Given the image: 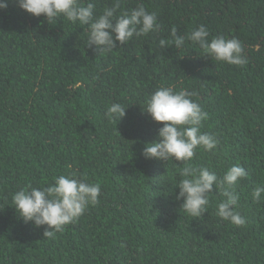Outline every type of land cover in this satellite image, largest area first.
Returning <instances> with one entry per match:
<instances>
[{"label": "trees", "instance_id": "trees-1", "mask_svg": "<svg viewBox=\"0 0 264 264\" xmlns=\"http://www.w3.org/2000/svg\"><path fill=\"white\" fill-rule=\"evenodd\" d=\"M96 3L98 15L112 0ZM137 4L156 12L159 31L101 54L87 26L48 23L16 0L0 10V264H264V198H252L264 184V0H123L121 10ZM201 24L209 40L239 39L247 63L215 61L190 40L159 46L173 27L186 36ZM161 85L195 93L209 114L201 130L220 141L190 164L248 171L236 186L245 225L216 214L215 186L208 212L190 216L176 199L183 162L143 155L163 126L143 109ZM114 102L127 114L110 122ZM70 173L101 185L99 203L46 238L12 196Z\"/></svg>", "mask_w": 264, "mask_h": 264}, {"label": "clouds", "instance_id": "clouds-1", "mask_svg": "<svg viewBox=\"0 0 264 264\" xmlns=\"http://www.w3.org/2000/svg\"><path fill=\"white\" fill-rule=\"evenodd\" d=\"M16 3L29 14L45 16L48 23L63 17L74 25L87 26V45L95 46L100 54L116 49L117 41L124 45L134 37H146L160 29L156 12H149L143 4L122 11L123 0H112L111 6L104 7L98 15L96 0H16ZM7 7L8 0H0V10ZM209 36L210 31L204 24L186 36L179 35L173 27L171 38L160 39L159 46L175 45L180 49L190 40L215 61L237 66L247 63L244 45L239 39L216 36L209 40ZM194 95L185 89L177 91L161 85L147 98L143 109L163 126L158 130V139L146 144L143 155L147 159L183 162L184 166L178 168L181 179L176 185L179 188L176 199L183 200L181 208L190 216L200 218L208 212L209 195L215 186L224 197L216 214L236 226H243L247 220L238 211L240 195L236 186L248 176V171L236 164L220 177L208 167L189 163L198 148L213 151L220 143L216 135L201 130L209 114L192 99ZM127 108L114 102L107 107L105 115L110 122L120 121L126 116ZM100 195L99 183H90L86 177L70 173L55 177L53 184L44 187L28 185L19 189L13 194L12 202L25 223L47 226L44 236L54 238L66 225L78 220L89 206L97 205ZM252 198L257 203L264 198V184L253 189Z\"/></svg>", "mask_w": 264, "mask_h": 264}]
</instances>
